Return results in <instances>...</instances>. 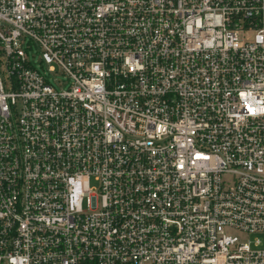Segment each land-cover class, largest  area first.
<instances>
[{
  "label": "built area",
  "instance_id": "1",
  "mask_svg": "<svg viewBox=\"0 0 264 264\" xmlns=\"http://www.w3.org/2000/svg\"><path fill=\"white\" fill-rule=\"evenodd\" d=\"M237 233L264 235V0H0V264H264Z\"/></svg>",
  "mask_w": 264,
  "mask_h": 264
},
{
  "label": "rangeland",
  "instance_id": "2",
  "mask_svg": "<svg viewBox=\"0 0 264 264\" xmlns=\"http://www.w3.org/2000/svg\"><path fill=\"white\" fill-rule=\"evenodd\" d=\"M34 53H35V55L33 56V58H35L37 60V62H39V58H40L39 53L36 52V50H34ZM56 76H57V78H59L61 80H65L66 79V77H65V75L63 73H57ZM95 184H96V182L93 181V185H95ZM237 234L240 237L246 238V239L251 240L253 242H255L256 239L264 240V235H260V234H250V235H246V234H243V233H237Z\"/></svg>",
  "mask_w": 264,
  "mask_h": 264
}]
</instances>
